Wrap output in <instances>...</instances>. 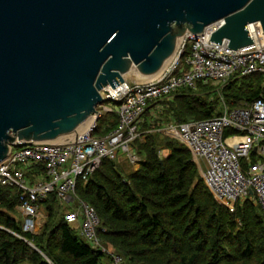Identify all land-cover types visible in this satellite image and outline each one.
I'll list each match as a JSON object with an SVG mask.
<instances>
[{
  "label": "trees",
  "instance_id": "trees-1",
  "mask_svg": "<svg viewBox=\"0 0 264 264\" xmlns=\"http://www.w3.org/2000/svg\"><path fill=\"white\" fill-rule=\"evenodd\" d=\"M222 98L232 108L264 99V73L234 77L219 90L204 83L184 88L169 101L168 113L178 123L211 118L221 113ZM113 117L106 129L117 124ZM147 127L157 126L146 122L142 128ZM132 147L141 157L137 169L105 159L77 187L101 217L99 235L125 264H264V216L258 204L247 199L233 212L218 202L189 148L172 135L142 132ZM251 160H257L255 153ZM243 166L248 167L247 159ZM30 169L31 176L44 172L43 165ZM20 196L15 187L0 185V264H101L103 253L66 220L71 206L51 194L43 202L48 213L43 227L31 234L23 231Z\"/></svg>",
  "mask_w": 264,
  "mask_h": 264
},
{
  "label": "water",
  "instance_id": "water-1",
  "mask_svg": "<svg viewBox=\"0 0 264 264\" xmlns=\"http://www.w3.org/2000/svg\"><path fill=\"white\" fill-rule=\"evenodd\" d=\"M258 21L264 0H0V163L77 131L105 88L160 71L188 32L219 22L210 40L240 49Z\"/></svg>",
  "mask_w": 264,
  "mask_h": 264
},
{
  "label": "built area",
  "instance_id": "built-area-1",
  "mask_svg": "<svg viewBox=\"0 0 264 264\" xmlns=\"http://www.w3.org/2000/svg\"><path fill=\"white\" fill-rule=\"evenodd\" d=\"M220 25L213 23L202 33L188 32L182 37L158 77L134 83L126 80L117 88H105L102 107L115 114L118 122L103 135L95 136L98 117L103 114L98 110L92 115L90 127L68 141L17 143L11 147L0 163V185L15 187L21 193L18 208L24 217V232L35 234L40 230L47 218L43 202L56 194L62 205L72 207L66 220L92 248L103 253L101 264H125L122 255L99 235L101 217L79 196L78 182H87L105 159L128 163L133 169L140 166L141 157L134 153L132 142L141 136L144 115L157 101L174 98L184 88L197 89L199 83L219 90L234 77L264 73L261 22L248 25L254 42L240 49L228 47L227 40L221 44L210 40ZM220 112L207 119L169 124L165 131L184 143L194 160L205 162L202 176L218 202L235 212L240 202L252 199L264 216V99L232 108L222 98ZM228 130L233 133L226 135ZM253 153L256 161L251 160ZM244 159L248 160L247 168ZM39 165H43V173L28 174L27 167Z\"/></svg>",
  "mask_w": 264,
  "mask_h": 264
},
{
  "label": "rangeland",
  "instance_id": "rangeland-1",
  "mask_svg": "<svg viewBox=\"0 0 264 264\" xmlns=\"http://www.w3.org/2000/svg\"><path fill=\"white\" fill-rule=\"evenodd\" d=\"M126 80L130 83H134V82H137V81H144L146 80L145 77L141 76L140 74H138L137 72H132V73H128L126 75ZM102 95L105 97L107 95V92L105 91H102ZM174 98H171V99H165V100H159L157 101L156 103H154L149 109V115H148V118L144 116V120L140 126V131L141 133H149L151 131H154V132H164L166 133V127L169 125V124H172V123H178L176 121V119L173 117V115L171 113H168V108H169V101L170 100H173ZM105 104V103H104ZM103 104H101L100 106H98V110L99 111H102V116L98 117V129L97 131L95 132V136H101L103 135L105 132V129L107 126L111 125L112 124V120H113V114L110 113V112H107L103 109L102 107ZM113 105V104H112ZM221 108V107H220ZM148 123L149 126H153V124H156V128H151V127H147L146 129L142 128V126L145 124V123ZM168 134V133H166ZM171 135V134H169ZM164 154H166V152H164ZM196 163L198 164V166L200 165L199 164V161L198 160H195ZM203 162V161H202ZM126 167L127 170L129 169H132L131 166H129L128 163H123ZM204 164V162H203ZM201 168V167H199ZM27 172L30 171V167H27L26 168ZM201 171V174L203 172L202 169H200ZM48 213H46L47 215ZM43 224L44 222L42 223V225L39 226V229H41L43 227Z\"/></svg>",
  "mask_w": 264,
  "mask_h": 264
},
{
  "label": "bare ground",
  "instance_id": "bare-ground-1",
  "mask_svg": "<svg viewBox=\"0 0 264 264\" xmlns=\"http://www.w3.org/2000/svg\"><path fill=\"white\" fill-rule=\"evenodd\" d=\"M180 43H181V39H179V41H178V47L180 46ZM178 47H177V50H178ZM177 50H176V51H177ZM175 53H176V52H175ZM171 59H172V57L169 58V59L166 61V63L164 64V66L161 68L160 71H158L157 73H155V74H153V75L146 76V77H145L146 80H151V79H154V78L158 77V76L161 74V72L166 68V66L169 64V62L171 61ZM143 77H144V76H143ZM93 121H94V118H93L92 116L89 117V118L87 119V121L84 122V123L79 127V129H78L77 131H75L74 133H71V134H69V135H66V136H64V137H62V138H60V139H58V141H68V140L72 139V138H73L78 132H82V131H84V130H87V129L90 127V125L92 124Z\"/></svg>",
  "mask_w": 264,
  "mask_h": 264
},
{
  "label": "crops",
  "instance_id": "crops-1",
  "mask_svg": "<svg viewBox=\"0 0 264 264\" xmlns=\"http://www.w3.org/2000/svg\"><path fill=\"white\" fill-rule=\"evenodd\" d=\"M203 162H204V161H203ZM203 162H202V160L199 161V164H200L199 167H201L200 169H202V170H204L205 167H206L205 162H204V164H203ZM104 260L107 261V258H104Z\"/></svg>",
  "mask_w": 264,
  "mask_h": 264
}]
</instances>
